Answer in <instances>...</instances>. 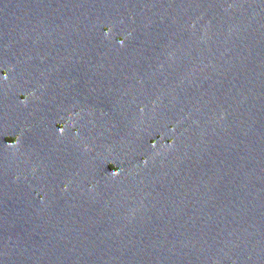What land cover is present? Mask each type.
Listing matches in <instances>:
<instances>
[{
	"label": "water",
	"instance_id": "water-1",
	"mask_svg": "<svg viewBox=\"0 0 264 264\" xmlns=\"http://www.w3.org/2000/svg\"><path fill=\"white\" fill-rule=\"evenodd\" d=\"M0 264H264V0H0Z\"/></svg>",
	"mask_w": 264,
	"mask_h": 264
}]
</instances>
